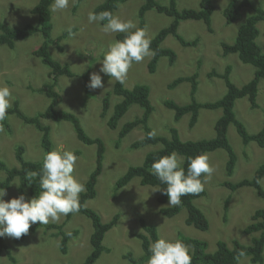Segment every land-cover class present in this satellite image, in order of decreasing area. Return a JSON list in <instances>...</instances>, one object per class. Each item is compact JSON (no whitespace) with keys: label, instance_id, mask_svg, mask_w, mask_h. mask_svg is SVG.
I'll list each match as a JSON object with an SVG mask.
<instances>
[{"label":"rangeland","instance_id":"obj_1","mask_svg":"<svg viewBox=\"0 0 264 264\" xmlns=\"http://www.w3.org/2000/svg\"><path fill=\"white\" fill-rule=\"evenodd\" d=\"M37 1L0 0V23L18 28L26 24L37 25V17L31 13V8ZM155 1L160 5H167L169 2ZM243 1L237 0V4ZM246 1L249 3L248 6L238 7L240 18L227 24L223 10L228 0H212L213 12L210 17L212 31L208 30L202 21H179L178 34L186 41L197 38L198 43L195 46L184 47L173 36H167L162 42V47L175 52L176 59L172 64H169L167 58L161 57L154 72L150 73L147 66L151 56L139 63H133L124 86L131 88L142 84L149 88L152 113L148 125L155 135H169V128L175 127L183 141L214 137L213 126L221 115L220 109H200L197 123L190 128L188 114L175 122L173 111L167 109L163 103L165 101H173L179 105L189 103L191 99L189 82H182L174 88H169V85L175 79L191 76L193 73H197L198 84L195 100L201 103L216 101L225 93L224 82L217 75L222 74L228 66L229 78L237 87L253 78L254 68L240 62L235 54L224 55L221 46L222 43L234 42L240 25L254 14L252 6L260 7L264 11V0ZM101 2L102 0H70L69 7L63 11L53 12L50 8L52 38L69 29L73 30L63 39L61 52L54 47L49 49L53 59L68 64L74 73L72 77L58 78L55 89L62 100L57 109L74 113L84 131L91 137L101 138L105 146L103 167L95 186L96 195L86 205L99 214L102 222L112 220L115 215L119 216L116 225L106 232L102 242L108 252L102 253L94 264H128L124 255L129 252L141 258L143 253L137 235L145 232L140 226V219L147 224H154L159 238L175 241L181 234L204 240L207 242V252H214L218 241L226 242L229 247L232 246L233 240L243 245L250 244L252 235L243 233V230L250 223L253 212L264 209V197L257 195L251 187L230 191L221 183L223 181L237 183L243 179H252L258 166L264 162V147H259L254 141L243 143L233 125H229L227 130L229 143L236 155L232 174L228 175L226 171L227 154L222 149L208 152L209 163L214 170L211 175L205 174L207 178L203 179L206 195L194 201L208 220L206 231H200L184 223L185 209L170 218L162 216L158 212L160 204L157 202L160 190L153 192L158 186L141 185L139 178L135 177L122 188L114 187L117 178L130 165L140 164L144 155L159 145L131 149L130 145L144 135L141 127L134 128L118 141L120 127L140 116L141 109L137 105H131L118 121L117 127L110 129L106 123L115 101L111 94L107 114L101 117L102 100L107 93H111L117 81L100 73V68L110 42L116 40L115 36L118 34L104 32L102 23L88 22V13ZM199 2L200 0H176V7L179 11L198 9ZM142 4L143 0L119 3L113 14L121 19H130L138 25L137 12ZM171 20V17L149 10L144 15V29L148 36L153 38L159 30L167 27ZM256 27L259 31L256 42L264 54V21L258 22ZM41 43V34L35 33L27 39L16 41L13 48L0 45V86L10 88L14 98L12 105L16 102L19 109L28 116L44 111L49 105L47 97L28 89V86L40 88L48 80V68L39 58L32 55V51ZM92 73H99L102 76L104 88L86 87V91L84 80L87 77L89 83ZM256 102L258 106L252 108L248 99L244 97L237 99L233 107L236 119L251 135L257 134L264 127V78L259 82ZM7 120L10 130L2 128L0 131V161L8 168L16 167L14 155L18 145L23 146V157L26 161H42L45 152L40 146V133L33 126L23 124L14 115H9ZM43 123L49 127L52 150L59 148L79 152L73 175L82 182L85 181L94 168L95 145L82 144L76 138L71 123L49 120ZM4 178L5 172L0 170V181ZM16 184L18 185L17 178L6 190L7 195L3 198L5 201L18 196ZM260 185L264 191V177ZM166 205H169V202ZM67 216L68 220L65 221ZM67 216H61L58 220L48 223L63 225L65 233L77 231V235L68 241L66 253H60V237L56 234L57 230L45 228L48 225L46 224L26 234L21 241L5 235L3 240L10 248V256L0 251V264H82L91 251L89 238L93 232L92 223L79 212ZM147 261L148 259L142 260L141 264H147ZM239 261L241 264H250L248 257H242Z\"/></svg>","mask_w":264,"mask_h":264},{"label":"trees","instance_id":"obj_2","mask_svg":"<svg viewBox=\"0 0 264 264\" xmlns=\"http://www.w3.org/2000/svg\"><path fill=\"white\" fill-rule=\"evenodd\" d=\"M80 1V0H79ZM128 0H102L101 3L93 8V11L99 13L102 11H114L117 9L119 3L126 2ZM54 0H38L36 4L31 8V13L37 17V25L26 24L20 28L10 27L5 23H0V45L6 46L9 49L13 48L16 41L24 40L35 33H40L42 37V43L32 51V55L39 58L41 63L48 68L47 77L48 80L44 82L40 88L35 89L32 86H28L30 91H36L43 94L49 100L48 107L41 112L33 116L24 114L18 107L16 102L8 110V115H14L25 125L33 126L40 133V146L45 154L52 150L51 140L49 137V127L43 123V121L60 122L65 121L71 123L75 132L76 138L84 145H95V162L94 168L88 175L83 183L85 184L86 191L80 194V209L79 213L89 218L92 223L93 232L90 235L89 243L91 245L90 253L85 257L82 264H94L102 253L108 252V249L102 244L104 236L108 230L113 228L119 216L115 215L112 220L108 222H102L98 213L88 207L86 204L93 199L96 195V181L100 176L103 162L105 146L101 138L89 136L80 124L76 115L69 111L59 110L58 105L62 98L56 91L58 78L72 77L74 73L71 71L68 64H63L53 59L49 49L54 47L59 52L62 51V41L71 32L69 30L64 31L59 36L51 37V12L50 6ZM249 5L244 0L239 5L237 0H228L226 8L223 10V16L227 24L238 20L240 13L238 7ZM254 14L249 16L236 32V38L232 44L222 43V49L224 55L235 54L240 62L249 64L254 68L253 78L241 87H237L233 84L229 78L228 67L222 74H218L217 77L221 78L225 85V93L216 101L213 102H197L195 100V93L197 91V73H193L191 76L179 77L175 79L169 88H174L182 82H189L191 85L190 102L184 105H179L173 101H165L163 104L167 109L173 111L174 121L177 122L184 115H189L188 126L193 127L198 121V113L200 109L214 110L220 109L221 115L214 123L215 135L210 139H198L195 141L186 140L183 141L178 135V131L175 127L169 128V135L160 136L154 135L153 130L148 125L149 117L152 113V106L149 101V88L146 85L137 84L131 88H126L124 83L115 82L111 93H107L102 100L101 117L103 118L110 107L111 101L109 97L112 94L115 97V101L112 104V113L107 118V126L110 129L117 127L118 121L124 116L131 105H137L141 109L139 117L134 118L131 121L125 122L119 129L118 141L127 135L136 127H141L144 135L139 140L134 141L130 148L136 150L140 147L147 145H159L155 150L148 151L138 165H130L127 170L117 178L114 187L116 189L122 188L127 185L131 179L138 177L141 185L158 186L160 192L157 196V202L160 204L158 212L166 217L170 218L177 215L182 209L186 210V218L184 223L187 226H192L200 231H206L208 229V220L205 215L195 205V200L204 197L206 192L203 190L199 194L185 195L181 197V204L177 206L166 205L169 202V197L164 193V189L167 188L166 184H162L154 175L149 171L151 164L164 155H169L172 152H176L177 156L183 161L182 166L185 171L188 168V162L190 157H195L201 153L213 152L217 149H222L227 154V160L225 164L228 175H231L236 164V155L229 143L227 137V130L229 125H233L237 134L241 137L243 143L254 141L259 147H264V127L257 134H248L244 125L236 119L233 107L235 101L240 98L246 97L252 108L258 106L256 97L258 93V85L262 78H264V54L261 53V48L256 42L259 31L256 27L257 23L264 21V11L260 7H253ZM149 10H155L157 13L164 14L171 17L170 24L159 30L158 33L151 38V49L155 53L151 56L148 63V71L154 72L155 66L161 57L167 58L169 64H172L176 59L175 52L170 48L162 47L164 39L171 35L180 45L195 46L198 43V39L195 38L192 41L184 40L178 34V24L181 20H194L202 21L208 30L212 31L210 27V17L213 12L212 0H200L198 9H182L178 10L176 7V0H169L167 5H160L155 0H143V4L140 6L138 15V27H144V15ZM100 23H106L100 22ZM133 29L132 31H134ZM126 33H118L115 36L116 40H123ZM215 74V73H214ZM212 73V75H214ZM211 75V74H210ZM85 82V89L87 91V77ZM7 118L0 122V128L9 129ZM10 130V129H9ZM76 155L79 152L74 151ZM24 148L21 145L15 148V160L17 162L16 167L8 168L0 161V170L5 172V178L0 181V188L7 190L10 183L17 178V195L24 194L26 199H31L34 196H38L41 189L39 186V177L42 174L43 160L42 161H26L23 157ZM29 172H36L38 175L33 177L31 181L26 179V175ZM205 174H202L201 180L203 181ZM264 177V162L258 166L255 171L254 177L250 180L243 179L237 183H230L223 181L221 185L230 191H236L243 187H251L255 190L257 195L264 197V191L261 188L260 181ZM226 204V203H225ZM224 212H227V206H224ZM72 213H69L70 215ZM225 215V214H224ZM225 218V216H224ZM68 220L65 218V221ZM250 223L247 224L243 230V233L252 235L251 242L248 245H243L238 241L233 240L232 246L229 247L224 241H218L216 243V249L214 252H207V242L204 240H198L190 238L184 235H178L177 239L182 240L187 245H190V251L192 254L191 264H241L240 259L242 257H248L250 264H262L263 263V251H264V209H257L253 212L250 218ZM44 225L36 224L29 228V232L36 230ZM140 226L145 233L138 234L137 237L140 241L142 257H136L132 252L126 253L124 258L128 264H141L142 260L149 259L151 253L149 252L150 244L160 239L157 235L154 224H147L143 219H140ZM47 229H56L57 236L60 237V253L67 252L68 241L77 235V231H71L69 233L63 232V225L48 224L45 226ZM28 232V233H29ZM256 234V235H253ZM25 235H22L17 241H21ZM0 251H4L7 256H10V248L4 243L3 237H0ZM242 253V255H241ZM143 258V259H142Z\"/></svg>","mask_w":264,"mask_h":264},{"label":"clouds","instance_id":"obj_3","mask_svg":"<svg viewBox=\"0 0 264 264\" xmlns=\"http://www.w3.org/2000/svg\"><path fill=\"white\" fill-rule=\"evenodd\" d=\"M69 3L70 0H54L50 7L53 12L63 11L69 7ZM87 18L90 24L106 21L102 24V30L106 33H126L123 40L110 42L104 54L100 73L108 75L110 79L123 84L134 62L139 63L155 54L151 49V37L132 20L121 19L111 11H90ZM87 87L104 88L102 76L92 73ZM13 99L10 88L0 86V122L7 118ZM149 135L154 136L155 133ZM209 159L207 153L190 157L185 171L183 161L176 152H172L155 160L149 171L162 184L167 185L164 193L169 197V205L177 206L181 204L182 196L199 194L204 190L201 176L211 175L214 170ZM77 160L73 151L57 148L47 152L43 157L42 174L39 177L41 191L30 200L20 194L5 201L3 198L7 195L6 190L0 188V237L7 235L18 239L28 234L30 226L37 222L46 225L61 216L78 212L80 194L86 191V187L73 175ZM37 175L36 172H29L26 179L31 181ZM160 189L157 187L153 192ZM190 247L180 239L170 241L160 238L150 244L151 255L147 264H191Z\"/></svg>","mask_w":264,"mask_h":264}]
</instances>
